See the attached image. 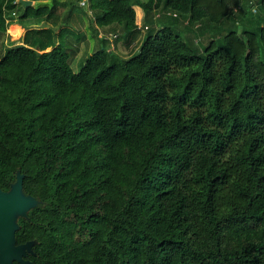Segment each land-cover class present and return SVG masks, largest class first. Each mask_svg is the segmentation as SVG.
Listing matches in <instances>:
<instances>
[{
	"label": "trees",
	"instance_id": "1",
	"mask_svg": "<svg viewBox=\"0 0 264 264\" xmlns=\"http://www.w3.org/2000/svg\"><path fill=\"white\" fill-rule=\"evenodd\" d=\"M81 2L0 0V35L50 23L0 56V190L21 181L29 204L12 264H264V0H88L96 27L142 41L124 58L99 28L75 72Z\"/></svg>",
	"mask_w": 264,
	"mask_h": 264
},
{
	"label": "rangeland",
	"instance_id": "2",
	"mask_svg": "<svg viewBox=\"0 0 264 264\" xmlns=\"http://www.w3.org/2000/svg\"><path fill=\"white\" fill-rule=\"evenodd\" d=\"M258 0H254L255 3L258 4ZM86 6L89 5L88 0H82L81 4H77L75 7L74 11H72L71 15L73 18H69V22L71 23L69 26L72 29L67 32L65 37L63 38L64 40L66 39L69 42V46H66L69 55H70V63L75 72L79 71L81 66H82V61L86 59L89 55H91L93 52L96 50L100 49L102 46V42L99 38L95 36V33L98 31L100 27H96L95 22L93 21V18L89 14L88 8L85 6H82L84 4ZM54 4V0H47V1H40L36 2L34 5L35 7H44V6H52ZM70 5H60L58 9L56 10V13L60 15L59 19V24L63 22L62 17L65 15L66 10H68ZM136 9V23L138 26H142L143 24V9L140 7L135 8ZM257 12L254 10L252 11L253 14H258L259 13V5L256 7ZM157 16L161 15L162 12L160 10H157ZM41 18H28L25 19L22 23V26H18V24H12L8 27L7 32L4 35H0V56L4 52V44L10 45V41L12 40H18L21 38L25 32L27 31L24 26L30 25L31 28H40L41 25H50L47 21L43 20ZM183 22L180 23V29L183 30V32L186 34V36L189 38V40L193 43L194 46L197 47H202L208 40V37L201 36L199 34V31H197V28L194 27V31H189L187 29H184L183 26L186 25L187 21L182 20ZM35 23H40V24H35ZM24 25V26H23ZM79 27V28H78ZM144 28V26H143ZM60 29V28H59ZM58 29V30H59ZM101 31L100 35L107 38V47L110 49L115 50L118 54H120L124 58L130 57L135 51H137L139 44L142 41V36L137 38V40L133 43V45L128 46L126 44L125 39L120 36V31L115 33L114 31H108L105 29L100 28ZM79 33H81L79 35ZM111 33V34H110ZM77 35L80 37L77 38ZM47 50H50L48 48ZM82 62V63H81ZM25 211L19 210L15 214V221H14V226L13 229L17 228V223H16V218L18 217V213L22 214ZM12 247L16 249V245H14V240L11 243ZM25 251V248H21L17 252L18 254L21 255L22 252ZM14 255L11 253L8 254L7 260L5 264H11L12 259Z\"/></svg>",
	"mask_w": 264,
	"mask_h": 264
},
{
	"label": "water",
	"instance_id": "3",
	"mask_svg": "<svg viewBox=\"0 0 264 264\" xmlns=\"http://www.w3.org/2000/svg\"><path fill=\"white\" fill-rule=\"evenodd\" d=\"M19 2L24 6L33 4L32 0H19ZM28 208V200L21 194V181L10 192L0 190V264H5L9 253L14 255L13 259L21 261L24 252L19 255L17 251L29 247V244H27L16 246V249H14L11 245L14 240L15 214L19 210L27 211Z\"/></svg>",
	"mask_w": 264,
	"mask_h": 264
},
{
	"label": "crops",
	"instance_id": "4",
	"mask_svg": "<svg viewBox=\"0 0 264 264\" xmlns=\"http://www.w3.org/2000/svg\"><path fill=\"white\" fill-rule=\"evenodd\" d=\"M35 3H36V2L33 1V4H35ZM18 26H19V24H18ZM20 26H22V25H20Z\"/></svg>",
	"mask_w": 264,
	"mask_h": 264
},
{
	"label": "built area",
	"instance_id": "5",
	"mask_svg": "<svg viewBox=\"0 0 264 264\" xmlns=\"http://www.w3.org/2000/svg\"><path fill=\"white\" fill-rule=\"evenodd\" d=\"M84 4V3H83Z\"/></svg>",
	"mask_w": 264,
	"mask_h": 264
}]
</instances>
